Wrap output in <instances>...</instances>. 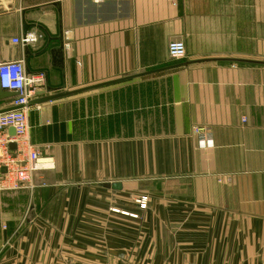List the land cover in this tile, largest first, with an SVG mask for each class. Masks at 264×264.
<instances>
[{
    "label": "crops",
    "instance_id": "obj_1",
    "mask_svg": "<svg viewBox=\"0 0 264 264\" xmlns=\"http://www.w3.org/2000/svg\"><path fill=\"white\" fill-rule=\"evenodd\" d=\"M10 60L44 74L28 134L52 167L0 192V264H264V0H0ZM132 221L158 223L140 258Z\"/></svg>",
    "mask_w": 264,
    "mask_h": 264
},
{
    "label": "built area",
    "instance_id": "obj_2",
    "mask_svg": "<svg viewBox=\"0 0 264 264\" xmlns=\"http://www.w3.org/2000/svg\"><path fill=\"white\" fill-rule=\"evenodd\" d=\"M35 39L32 33H27L20 39H14V42L28 45ZM167 52L173 59L184 58V43L180 40L170 41ZM43 84L44 74L26 73L21 60L0 62V88L16 93L11 108L0 112V192L31 188L36 172L52 167L50 159L40 155L28 134L29 102ZM9 128L14 129L13 135L8 133ZM192 133L203 146L211 142L206 127L194 126ZM11 143L13 148L10 147ZM135 201L140 208H144L147 196L140 195Z\"/></svg>",
    "mask_w": 264,
    "mask_h": 264
},
{
    "label": "rangeland",
    "instance_id": "obj_3",
    "mask_svg": "<svg viewBox=\"0 0 264 264\" xmlns=\"http://www.w3.org/2000/svg\"><path fill=\"white\" fill-rule=\"evenodd\" d=\"M145 208H147V202L144 209ZM157 224L158 223L156 222L145 223L141 221L117 222L116 229L118 231L122 230L128 232V240L132 243H136V247L138 249L137 257L140 258L143 252L142 249H144L147 245H155L158 241L155 233H152V231H156ZM149 232L150 234L148 235ZM148 252L149 253H147L146 251V255H153V253H151V250H149Z\"/></svg>",
    "mask_w": 264,
    "mask_h": 264
},
{
    "label": "water",
    "instance_id": "obj_4",
    "mask_svg": "<svg viewBox=\"0 0 264 264\" xmlns=\"http://www.w3.org/2000/svg\"><path fill=\"white\" fill-rule=\"evenodd\" d=\"M28 28H29V25H28L27 23L23 22V23H22V36H24V35L26 34ZM4 92H5V91H4ZM11 93H13V95H16V93L13 92V91H12ZM39 94H42V91L39 92ZM63 94H64V93H58V94H55V95H50V96H48V97H44V98H42V99H40V100H41V101H44V100L52 99V98H55V97H59V96H61V95H63ZM9 133H10V135H13V134H14V129H13V128H9ZM10 147L13 148L14 145L11 143V144H10ZM107 186H111L112 188L120 189V186H121V185H120V183L115 182V183H112L111 185H107Z\"/></svg>",
    "mask_w": 264,
    "mask_h": 264
}]
</instances>
